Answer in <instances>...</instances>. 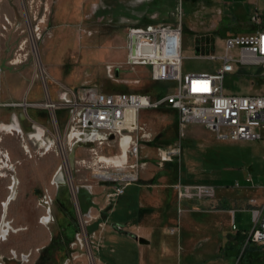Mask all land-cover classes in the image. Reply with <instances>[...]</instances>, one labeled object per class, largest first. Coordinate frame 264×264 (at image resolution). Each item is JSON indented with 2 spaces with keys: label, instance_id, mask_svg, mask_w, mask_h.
Segmentation results:
<instances>
[{
  "label": "rangeland",
  "instance_id": "374dc122",
  "mask_svg": "<svg viewBox=\"0 0 264 264\" xmlns=\"http://www.w3.org/2000/svg\"><path fill=\"white\" fill-rule=\"evenodd\" d=\"M151 1L0 0V32L4 34H0V37L5 36L0 39V66L3 71L23 78L22 84L28 87L21 100L5 101H57L64 88L78 91L93 87L113 95L139 93L151 100L164 95L167 87L172 91L176 86L175 81H156L151 76V65H131L127 61L131 29L146 25L173 24L176 19L179 0H174L166 14L160 16L157 13L146 14L136 8L139 3L148 4ZM192 3L188 0H181L180 3L182 72H214L220 65V60L198 57L199 50L206 52L214 45L215 55L221 54L223 39L227 35L252 30L253 24L249 17L253 12L261 14V26H264V0H197L194 5ZM8 7L15 15L9 17V23L3 20L2 25V11H6ZM256 70V66L246 68L249 73H255ZM225 86L231 91L263 92L262 83L252 85L243 79H229ZM2 91L3 87L0 85V93ZM161 106L144 108L139 112L143 114L149 111L145 109H157ZM7 108H20L25 112L29 108L41 109L27 106L24 110L19 105ZM58 110L65 109H55L51 115L57 117ZM49 121L51 123L50 119ZM157 121L158 119L154 121L155 124ZM138 123L151 135V138L141 141V147L146 142L152 143L158 131L169 126L163 124L158 127L152 122L142 121L139 114ZM188 125L181 129L178 117V137L187 134ZM196 126L202 129L205 127L201 124ZM258 130L261 138L246 141L219 139L210 130L212 134L199 133V140L182 144L179 161L183 163L185 160L189 169L182 166L180 173L206 179L224 176L227 180L247 176L263 183L264 128ZM58 131L64 136V127ZM20 143L16 132L5 136L3 143L0 142V150L3 147L9 150L11 162L7 169L0 168V264H100L96 244L105 246L108 243H103V240L108 238V241L111 240L109 243L115 242L105 230L101 234L97 230L88 232V224L94 219L90 220L82 210L79 189H90L93 186L97 202L102 203L103 195L97 193L101 190L98 186H110L111 189L105 193V203L112 205L119 197L114 201L107 200L106 194L112 191V185L97 183L93 177L94 169L70 170L75 165H71L69 161V165L61 167L62 156L54 150H48L42 155L32 153L28 157ZM175 143H178L177 139L167 144L153 143L158 163V148L173 146ZM82 147L84 146L75 147L74 157H90ZM70 151L71 149L67 150L68 160ZM104 152L116 154L118 149L115 146ZM51 158L60 165V172L64 176L65 187H61L59 192L63 205H59L56 197L48 194L45 199L30 195L34 189L47 187L52 190L54 187L49 185L50 174H46ZM142 169L139 170V175ZM24 191L27 193L24 194ZM213 191L188 189L185 193L210 197L209 192ZM241 215V228H246V234L249 235L255 227L251 210H245ZM103 228L112 229V225L100 227ZM3 233L7 235L4 240L1 237ZM246 239L237 253L229 251V255L225 257L226 264H264L262 247L247 243Z\"/></svg>",
  "mask_w": 264,
  "mask_h": 264
},
{
  "label": "built area",
  "instance_id": "2783aa9c",
  "mask_svg": "<svg viewBox=\"0 0 264 264\" xmlns=\"http://www.w3.org/2000/svg\"><path fill=\"white\" fill-rule=\"evenodd\" d=\"M176 11L173 24L146 25L133 28L129 32V64L151 65V76L156 81H175L171 91L168 87L164 95L151 100L139 93L106 94L96 88L87 87L78 91L62 90L60 99L53 101L27 103L0 101V108L27 106L44 108L49 113L51 129L43 127L48 143L42 148H32L20 133V147L30 157L42 155L54 150L62 156L61 167L69 165L67 150L77 143L90 142L91 146L82 147L90 157H74L71 169H94L93 177L97 183H110L112 191L106 194L108 201H114L122 195L127 186L139 180V170L145 166L139 154L141 141L151 138L138 123L141 109L169 105L178 111L181 129L188 124H201L219 139L238 141L261 138L259 128H264V26H261V14L253 12L249 19L252 30L227 35L223 39L222 53L215 55L214 45L197 56L220 60L214 72H182V8ZM135 39V54L130 51L131 37ZM248 66H256L255 73L246 71ZM229 79L248 80L252 85L263 84L262 93H250L229 90ZM55 109L68 111L64 126V136L57 128L56 117L51 115ZM54 127V128H53ZM9 130L8 133H13ZM113 138H110V136ZM124 152L106 154L104 150L115 147ZM159 163L180 160L181 145L158 148ZM68 163V164H67ZM11 165L8 153L0 150V168ZM96 168V169H95ZM1 174H3L1 172ZM6 175V173H4ZM3 174V175H4ZM251 181L250 177L246 178ZM236 186L238 183L235 184ZM90 187V185H89ZM179 198L186 195V190L213 187H187L177 184ZM213 192H209L212 195ZM46 196L43 198L45 199ZM252 204L255 203L251 199ZM264 202L251 209L255 227L247 240L259 244L264 250Z\"/></svg>",
  "mask_w": 264,
  "mask_h": 264
},
{
  "label": "crops",
  "instance_id": "0c3cea01",
  "mask_svg": "<svg viewBox=\"0 0 264 264\" xmlns=\"http://www.w3.org/2000/svg\"><path fill=\"white\" fill-rule=\"evenodd\" d=\"M188 1L194 3L197 0ZM173 3L174 0H152L148 4L139 3L136 8L140 12L157 13L160 16L166 14ZM2 15L1 23L3 20L9 23V17H14L15 12L13 14L8 7L2 11ZM1 68L0 85L3 91L0 100H21L28 89L27 85L22 84L23 78ZM145 110L149 111L143 114L139 112L142 121L153 124L158 119L156 124L154 122L158 127L163 124L169 126L159 130L152 143L146 142L141 147L139 157L145 166L138 182L127 186L112 205L105 203V193L111 189L110 186H98L101 192L97 193L103 195L102 203L97 202L93 186L79 189L82 210L90 220L94 219L88 224V232L97 230L101 234L105 230L115 242L109 243L111 240L108 241V238L103 240L107 245L96 244L100 264H226L225 257L229 251L237 253L248 237V230L241 228V214L264 202V182L252 177L251 181H247V176L233 180H227L224 176L214 179L188 176L180 173L182 166L189 169L185 160L183 163L166 161L159 164L154 144H167L177 139L183 150L184 142L193 143L199 140V133L211 132L202 125L204 129L196 126L199 124H191L186 128L187 134L178 137L176 109L162 105L157 109ZM56 115L57 128L60 130L66 123L68 112L58 110ZM43 127L51 128L45 110L29 108L25 112L20 108H0L2 143L5 136L10 135L8 131L13 130L26 138L32 148H42L49 142ZM3 150L9 154L6 147ZM60 169V165L51 158L46 174H50L49 185L54 187L52 190L47 187L34 189L30 195L41 199L48 194L56 197L59 205H63L59 192L61 187H65V180ZM177 184L213 187L214 191L210 197H199L193 193L194 196L187 194L179 198ZM250 199H254L255 203L252 204ZM50 213L53 214L52 209ZM107 224H111L112 229H100ZM246 242L260 246L247 239Z\"/></svg>",
  "mask_w": 264,
  "mask_h": 264
},
{
  "label": "water",
  "instance_id": "95a60500",
  "mask_svg": "<svg viewBox=\"0 0 264 264\" xmlns=\"http://www.w3.org/2000/svg\"><path fill=\"white\" fill-rule=\"evenodd\" d=\"M130 51H131L132 54H134V52H135L134 36L131 37ZM112 137L113 136L111 135L110 138H112ZM78 145H82V146H85V147H89V146H91V143L90 142H87V143H77V144H75V145L72 146L71 151H70V154H69V162H70L71 165L73 164L74 149Z\"/></svg>",
  "mask_w": 264,
  "mask_h": 264
},
{
  "label": "bare ground",
  "instance_id": "6f19581e",
  "mask_svg": "<svg viewBox=\"0 0 264 264\" xmlns=\"http://www.w3.org/2000/svg\"><path fill=\"white\" fill-rule=\"evenodd\" d=\"M134 43H135V39H134ZM131 54H132V53H131ZM134 54H135V52H134ZM134 54H132V55H134ZM120 156H121V157L124 156V152L121 151ZM5 207H6V206H5ZM7 232H8V231H7ZM3 234H4V233H3ZM5 236H7V235L4 234V235L1 236L3 240L6 239Z\"/></svg>",
  "mask_w": 264,
  "mask_h": 264
}]
</instances>
